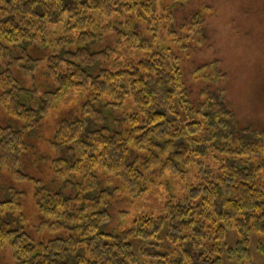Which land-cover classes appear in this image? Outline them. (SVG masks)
<instances>
[{"label": "trees", "instance_id": "trees-1", "mask_svg": "<svg viewBox=\"0 0 264 264\" xmlns=\"http://www.w3.org/2000/svg\"><path fill=\"white\" fill-rule=\"evenodd\" d=\"M153 2L0 0V59L28 44L48 42L65 52L48 57L55 87L40 95L38 107L22 101L30 93L11 68L0 70V108L23 123L21 128L0 124V168L12 181L35 187L39 230L67 234L33 239L23 227L24 193L11 187L9 198L0 199V249L10 245L16 264H140L132 240L144 242L141 254L155 264H222L231 226L238 235L235 245L245 253L252 234L264 235V131L238 124L217 58L194 71L196 79L215 89L205 87L200 100L192 101L181 57L144 41L133 29L143 22V11L152 12ZM164 18L173 21L174 14ZM204 22L198 10L181 26L186 36L172 42L183 50L187 39L205 41ZM116 23L123 28L117 42L125 36L128 48L141 57L125 67L99 68L108 49L96 52L90 46ZM73 38L76 48L69 50ZM19 59L24 66L32 62L28 54ZM72 90L86 92V100L77 118L59 121L52 141L58 152L52 167L63 189H75L71 196L24 172L22 159L29 150L25 133ZM127 105L136 110L126 114L125 131L105 125L107 113ZM154 167L179 184L190 182L179 195L167 197L162 214L142 213L117 234L102 230L111 221L112 192L100 187L99 174L105 172L108 183L120 179L128 195L138 198L149 191L147 173ZM15 212L20 220L10 222L7 214Z\"/></svg>", "mask_w": 264, "mask_h": 264}, {"label": "rangeland", "instance_id": "rangeland-1", "mask_svg": "<svg viewBox=\"0 0 264 264\" xmlns=\"http://www.w3.org/2000/svg\"><path fill=\"white\" fill-rule=\"evenodd\" d=\"M153 3L152 12L143 11L145 19L141 18V23H134L133 29L144 41L155 44L156 47L172 49L181 57L192 101L197 103L200 100L205 87L211 91L215 89L214 84L196 79L194 71L200 65L217 58L221 61V69L227 74L222 85L226 89L227 104L235 113L238 124L240 127L264 131V0H154ZM198 10H201L205 17V41L199 42L197 38L187 39L190 44L181 50L176 46L178 42L172 41L186 36L188 31L183 30L181 26ZM171 13L174 14L173 21L164 18ZM117 30L123 32L118 23L106 29L103 35L91 44L90 48L96 52L108 49L107 55L104 54L98 59L97 67H125L141 57L136 51L128 48L125 36L121 37L120 43L117 42ZM75 48L76 41L73 38L68 49ZM58 52L62 53V56L65 55L63 51L54 50L48 42L45 46L28 44L23 48H13L4 59H0V70L11 68L22 86L29 90V96L22 99L26 105L38 107L40 95L55 87L49 74L48 57ZM24 54H28L32 62L26 66L17 64L16 59ZM84 100L86 92L69 91L53 105L49 115L39 119L35 129L25 133L29 150L22 159V170L41 179L51 190L64 187L52 167V161L58 158V152L52 147L55 131L61 119L72 120L80 115ZM134 110L136 108L127 105L122 109L110 111L107 113L105 125L111 130L125 131L126 114ZM0 124L15 128L23 126L21 121L8 116L1 108ZM98 126L92 124V128ZM63 153L67 158H71L69 153ZM143 157L140 156L141 159ZM147 174L150 189L143 197L138 198L128 195L120 179L112 178L111 183H108V175L105 172L99 174L100 187H109L112 192L109 206L111 221L102 230L117 234L131 225L134 218L142 213H152L155 216L162 214V204L167 197L179 195L182 185L190 182V178H187L179 184L168 171L163 172L159 167H154ZM11 187L24 193L20 199L25 219L23 227L33 239L46 241L59 235H67L64 232L53 234L47 228L39 230L42 218L38 213L35 187L32 183L12 181L8 170L0 168V199L9 198ZM63 190L71 196L75 193L74 188ZM20 217L19 212L7 214L10 222L19 221ZM17 225L20 226L18 223ZM226 237L228 248L224 247L222 264H264V235L252 234L247 253L242 250L241 244L235 245L238 235L233 226L228 229ZM132 243L140 258V264H155L154 261L148 260L146 252L141 254L140 248L144 242L132 240ZM230 247H233V251L229 250ZM0 262L16 264L10 245L0 249Z\"/></svg>", "mask_w": 264, "mask_h": 264}]
</instances>
